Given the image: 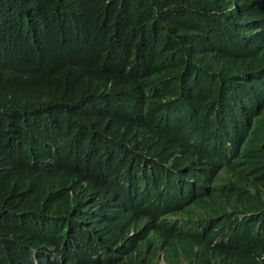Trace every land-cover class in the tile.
Wrapping results in <instances>:
<instances>
[{
	"label": "trees",
	"instance_id": "1",
	"mask_svg": "<svg viewBox=\"0 0 264 264\" xmlns=\"http://www.w3.org/2000/svg\"><path fill=\"white\" fill-rule=\"evenodd\" d=\"M193 7L198 29L211 32L215 18L205 0H142L140 5L115 7L113 0H0V234L11 232L19 249H0V264H83L80 244L84 224L53 201L10 200L3 184L15 182L29 154L6 149L12 125L20 119L23 102L33 100L38 113L53 106L74 112L60 132L63 138L97 131L110 156L135 159L148 170L152 182L162 183L164 196L141 204L147 213H160L173 195L165 156L189 133L205 136L217 120L209 99L229 88L250 65H264V57L246 51L230 64L205 57L189 45L185 17ZM155 22L159 26L156 32ZM119 53L117 71L128 81L135 73L133 53L146 62L149 94L142 115L121 100L112 102L106 85L97 81L100 66ZM89 60L94 63L90 79ZM264 138V130L258 132ZM238 147L264 164V146L254 137H242ZM94 156L84 152L71 161L85 166ZM249 213V214H247ZM234 214L225 223L224 253L204 264H264V183L237 194ZM114 264H143L154 253L130 259L106 250Z\"/></svg>",
	"mask_w": 264,
	"mask_h": 264
},
{
	"label": "clouds",
	"instance_id": "2",
	"mask_svg": "<svg viewBox=\"0 0 264 264\" xmlns=\"http://www.w3.org/2000/svg\"><path fill=\"white\" fill-rule=\"evenodd\" d=\"M215 18L214 29H198L195 10L189 5L185 17L189 45L205 57L224 64L239 60L246 51L264 57V0H205ZM116 8L140 5L142 0H113ZM156 32L159 26L155 22ZM133 77L121 79L117 53L97 72V81L106 85L112 102L121 100L142 115L149 94L146 62L133 53ZM90 79L94 63L89 60ZM217 117L203 137L189 133L179 138L165 156L174 185L160 213H147L141 204L162 200L164 186L152 182L142 162L110 156L95 129L63 138L60 132L71 121H80L74 112L53 106L38 113L29 96L23 102V116L12 125L6 149L27 152L15 182L3 184L10 200L28 199L42 204L53 201L80 220L86 235L80 244L83 264H114L106 250L122 252L130 259L154 253L151 263L204 264L224 252L216 246L227 239L226 219L234 214L237 194L264 183V164L238 147V140L253 136L264 146L258 132L264 130V65H250L229 88L218 90L209 99ZM94 156L85 166L74 164L72 155ZM7 168L2 166L0 173ZM249 214V213H247ZM0 249H19L11 232L0 234Z\"/></svg>",
	"mask_w": 264,
	"mask_h": 264
}]
</instances>
